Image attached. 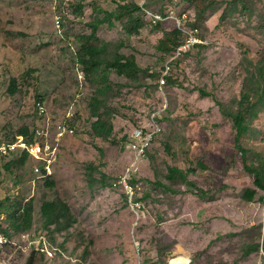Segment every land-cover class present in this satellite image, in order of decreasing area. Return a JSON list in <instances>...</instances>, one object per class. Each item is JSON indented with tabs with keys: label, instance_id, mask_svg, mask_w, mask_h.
I'll return each instance as SVG.
<instances>
[{
	"label": "rangeland",
	"instance_id": "obj_1",
	"mask_svg": "<svg viewBox=\"0 0 264 264\" xmlns=\"http://www.w3.org/2000/svg\"><path fill=\"white\" fill-rule=\"evenodd\" d=\"M143 1L0 0V144L34 130L37 96L46 99L53 121L72 109L81 132L66 139L52 181L1 164L0 199L31 203L32 231L60 249L53 259L37 256L34 264H264V193L245 167L264 179V108L241 141L244 159L235 124L217 103L236 109L245 86L254 88L261 79L264 0H216L210 7L213 0H147L151 12L188 15L187 30L200 40L171 65L172 81L163 85L159 76L172 58L167 49L178 36L174 20L153 23L132 12L144 23L137 32L124 30V17L100 25L99 41L87 38L105 10ZM103 42L110 43L103 58L133 55L147 72L129 79L110 69L107 79H89L77 56L83 44ZM95 96L113 127L107 138L93 134ZM158 111L161 131L140 165L141 206L134 210L113 183L132 158L130 130ZM172 167L196 187L168 177ZM56 200L77 220L69 231L45 226L41 208ZM8 255L14 264H29L31 252L12 248Z\"/></svg>",
	"mask_w": 264,
	"mask_h": 264
},
{
	"label": "trees",
	"instance_id": "obj_2",
	"mask_svg": "<svg viewBox=\"0 0 264 264\" xmlns=\"http://www.w3.org/2000/svg\"><path fill=\"white\" fill-rule=\"evenodd\" d=\"M216 0H213L212 3L209 5L212 6ZM144 8H148L147 6V0L143 4ZM83 6L80 5L79 9H82ZM132 12L142 13L144 15L145 12L142 9V7L139 4H132V5H119L116 10L108 11L105 10V16L103 19H95L92 23V29L93 32L91 35H89L87 38L89 40H96L99 41V37L97 36L98 27L104 23H108V25H112L111 20L114 19L115 21H120L122 18H126V22L123 25V28L128 33L137 32L140 27L144 25L142 21L139 19H134L131 14ZM163 14L162 12H159ZM182 14H180L181 16ZM149 18V17H148ZM149 20L153 23H160L159 21H153V19L149 18ZM190 22V19L188 15H186L185 20L182 22V26L184 28H188L187 24ZM177 34L178 36L174 37V41L172 43L171 49H167L170 54H173V52L184 43L185 35L182 33L180 28H178ZM193 34V32H191ZM195 37L198 35L193 34ZM110 43L103 42L102 46L99 47L96 44L92 43H85L83 44L77 58L78 62L81 64L83 69L85 70L87 76L89 79L93 81H97L98 78L107 79V72L108 70H114L118 76H124L129 79H136L138 78L140 73L147 72L144 69H141L136 61L133 55H123L121 53L115 52L110 58L102 57V52H105L107 49V46ZM187 51H183L182 53L185 54ZM179 58V57H178ZM172 62L174 64L177 59ZM259 73L261 76V79L257 80L256 85L254 88H248L245 86V90L241 94L240 100H236L237 108L236 109H230L228 108L224 103L217 102L220 106L223 114L230 119L235 124V127L237 129V148L242 154V157L245 159L246 157V150L242 146L241 141L243 137L245 136L248 127L249 122H252L256 120L259 116V112L262 108H264V62H259ZM163 73H160V76ZM165 82L172 81V78L170 75L164 76ZM249 79V78H247ZM106 89V88H105ZM17 91V85L16 80H14L11 84L9 94L12 96ZM100 93H104V90H100ZM201 95L203 96H210L209 93L205 91H200ZM38 101H42L46 108L47 107V101L43 96H37V99L35 100L34 107H35V116L37 118V124L40 123L39 116L37 114L36 104ZM102 104L100 97L95 96L93 101V113L92 116L94 119H96L92 125L93 134L97 137L101 138H107L108 135L112 132V124L108 120V114L106 112L100 111V105ZM78 118V115L75 113V117ZM57 122V121H55ZM36 126L34 130L36 129ZM34 130H22L21 138H15L13 141L10 142H3V143H11V144H18V143H26V144H33L36 141V136L34 134ZM75 136H67L62 144H61V153L62 149L64 147V143L66 139L76 137ZM1 143V144H3ZM0 144V145H1ZM4 164L5 169L12 170L13 168H26L29 170L32 174L31 169V160L29 158V155L27 153H22L21 151L14 152L10 157H0V165ZM246 170L255 177L257 186L263 190L264 193V179L260 175V172L258 170H255L254 168L249 167L248 165L245 166ZM90 168V167H89ZM33 175V174H32ZM0 176H1V168H0ZM55 177H49L47 179H42L39 181H52ZM168 177L171 179H176L180 177L185 182H188L187 174L176 167L169 168ZM92 184L94 182L93 177L91 178ZM136 179L132 180L131 182H134ZM190 187H196L193 182H188ZM49 187H54V183H48ZM125 195V194H124ZM264 196V194H263ZM126 202L127 197L125 195ZM135 200L139 201L137 197H135ZM263 201V198L261 202ZM8 204H5L2 200V210L8 215V225L14 230V233L18 236H21L26 233H35L38 235L45 236L47 240L49 241L51 247L56 248V254L54 257L50 258L46 254V252L43 251H35L30 250L31 256L29 259V264H34L36 257H44L46 259H53L55 258L60 251V249L56 246H54L51 242V240L47 237L46 234L37 233L35 231H32L33 226V206L31 203H29L27 206L24 204L18 205L13 199L8 198L7 199ZM140 202V201H139ZM41 212L43 215V218L45 220V226L52 227L54 226L57 231L60 232H66L69 231L76 223L75 216L71 213V210L67 204H65L62 200H56V201H48L45 202L44 205L41 208ZM12 237V236H11Z\"/></svg>",
	"mask_w": 264,
	"mask_h": 264
},
{
	"label": "built area",
	"instance_id": "obj_3",
	"mask_svg": "<svg viewBox=\"0 0 264 264\" xmlns=\"http://www.w3.org/2000/svg\"><path fill=\"white\" fill-rule=\"evenodd\" d=\"M144 0L140 6L144 10L147 17L153 21H162L170 18L174 20L176 26L180 28L182 33L186 36L184 43L177 47L173 52L171 60L165 64V71L160 77V84L165 83V77L169 75L172 62L182 55L183 51L188 50L191 46L200 42L187 28L182 26L186 15L178 16L173 9L161 13L151 12V10L144 8ZM81 78H83L81 76ZM37 114L40 123L36 126L34 134L36 141L33 144L26 143H3L0 145V157H10L14 152L21 151L27 153L31 160L32 174L37 180L47 179L54 176L55 168L59 163L61 156V144L67 136H75L81 132L78 126L74 123L75 113L72 109L68 111L67 117L62 121H53L48 109L42 101L36 104ZM159 111L150 114V116L141 125L133 127L126 140V149L132 154L129 164L113 183L115 187H121L127 197L128 204L135 210L140 208V202L135 200L137 191L141 189L140 182L137 180L140 165L146 158L147 152L155 140L161 127ZM136 179L134 182L132 180ZM2 200L0 199V264H14L12 256L8 255L9 249L15 248L24 252L29 250L46 252L48 257L52 258L56 254V248L51 247L49 241L45 236L35 233H26L21 235L22 242L15 240L14 230L8 225V215L2 210ZM262 216L264 219V196L261 203ZM264 221V220H263ZM12 236V237H11Z\"/></svg>",
	"mask_w": 264,
	"mask_h": 264
},
{
	"label": "bare ground",
	"instance_id": "obj_4",
	"mask_svg": "<svg viewBox=\"0 0 264 264\" xmlns=\"http://www.w3.org/2000/svg\"><path fill=\"white\" fill-rule=\"evenodd\" d=\"M179 260H181L180 258H178ZM173 264H177V263H180V262H176L174 261V259L171 260Z\"/></svg>",
	"mask_w": 264,
	"mask_h": 264
}]
</instances>
